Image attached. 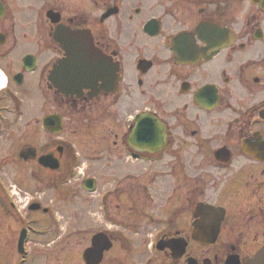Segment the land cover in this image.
Wrapping results in <instances>:
<instances>
[{
    "label": "flooded vegetation",
    "instance_id": "obj_1",
    "mask_svg": "<svg viewBox=\"0 0 264 264\" xmlns=\"http://www.w3.org/2000/svg\"><path fill=\"white\" fill-rule=\"evenodd\" d=\"M260 14L252 0H0V169L20 160L24 146L38 156L55 151L61 169H42L58 192L70 178L72 147L99 165L88 176L100 178V191L88 192L99 204L88 210L98 209L104 227L88 241L105 233L112 242L102 264H248L264 249ZM59 30L90 32L116 84L98 82L80 97L54 87L50 73L67 56ZM53 115L63 118L66 136L62 143L54 135L45 148ZM249 145L260 154L246 153ZM29 206L26 248L34 253L29 242L53 236L54 216L35 211L50 215L46 230H36ZM17 210L0 201L12 217L0 234V264H9L27 228Z\"/></svg>",
    "mask_w": 264,
    "mask_h": 264
},
{
    "label": "rangeland",
    "instance_id": "obj_2",
    "mask_svg": "<svg viewBox=\"0 0 264 264\" xmlns=\"http://www.w3.org/2000/svg\"><path fill=\"white\" fill-rule=\"evenodd\" d=\"M73 1L78 3V1L80 0H73ZM93 10L95 9L93 8ZM252 12L253 14H258L259 16L262 15L260 14L261 10L253 3H252ZM237 17H240L241 21H243V13L238 14ZM36 103L37 100H34V102H31L30 104L36 106ZM53 138L54 137L52 135L45 133L41 143H43V146L45 148L48 145L51 146L52 145L51 142ZM92 143H95L93 139H92ZM97 154L99 153L97 152ZM79 163L80 162H77V165H79ZM6 165L7 166L5 168L0 169L1 170L0 173L3 174V177H5L6 182L8 184L10 185L17 184L16 186L17 191L19 192L20 197H23V201L19 202L20 206L22 207L21 212L23 213V215L24 213L27 212L26 202L28 201V198L37 197L38 194L44 197V201L46 203H50L51 205L54 206L57 203L56 204L57 206H55V209L57 210L56 213H58L56 214L57 218H55L54 216L53 224L51 225V227H49V231L51 233L54 232L53 236L51 234L50 235L51 237L49 236L48 238H46L45 241L40 240L38 236L34 237L32 239V242H29L30 246H32L34 250L38 249V252L40 254L36 251H34V253L31 252L30 255L27 257L26 259L27 262L25 264H39L41 259L40 261H38L37 258L40 257V255L41 257H43V259H49L48 263L50 262V264L52 262L50 261V257L54 260L57 257L58 259H56V261L59 264H85L83 259V253L89 246V241H88L89 232H91L92 230H100L101 226L104 227V223H102L101 214L99 213L98 209L95 206L91 210H88L90 208L88 203L95 200V198L94 196L87 194V192L83 190L81 186V181L88 174H94L100 171V169L99 168L93 169V167L89 169L87 168L86 163L84 164V166L82 164L81 166L83 169H82V173L80 174V181L75 185L72 184L71 186H69L70 190L67 189L68 188L67 185H63V186L61 185V188L59 189L60 192L57 195L54 194L55 189L48 187L47 184L48 181L45 178L46 174H43V170H41L35 162H24L21 159L20 160L18 159L17 161L15 160L12 163H8ZM32 173H36V175H34L35 178L29 180L24 178V181L21 179L22 177L25 176L30 177ZM18 178H20L22 182H20ZM65 186L67 188H65ZM25 196L28 198H25ZM0 201H1V197H0ZM93 204L94 205L99 204L97 199L93 202ZM52 213L54 212L52 211ZM32 217L34 218L35 222H38L39 224L35 227L36 230H39L40 228L42 230L44 229L46 230L48 226L47 225L48 221L46 219L50 218L49 216L47 218L44 213L32 212ZM58 218L60 224V225L58 224L60 226V231L54 229L55 224L58 223L57 222ZM11 219L12 217L8 213L0 212V225L3 227V228L1 227V229L4 230V232L0 234L5 235L7 233V229H8L7 225L10 223ZM115 227L116 226H114V228ZM58 235L61 238L58 237ZM52 239H56V241L54 242ZM2 243L4 244L5 242L2 241ZM10 245L13 246L14 243H10ZM111 254L114 258V256H118L120 253L117 252L115 254L113 253ZM19 255H20V251L18 249L14 253L9 255L10 256V257L8 256L9 264H16V262L20 258Z\"/></svg>",
    "mask_w": 264,
    "mask_h": 264
},
{
    "label": "water",
    "instance_id": "obj_3",
    "mask_svg": "<svg viewBox=\"0 0 264 264\" xmlns=\"http://www.w3.org/2000/svg\"><path fill=\"white\" fill-rule=\"evenodd\" d=\"M259 1L254 0V2ZM65 43L69 57L55 67L50 77L51 81L60 87L62 91L66 93L80 92L83 88L99 79H102L107 84L115 82V75H103L101 73L103 69L105 71V68L108 69L111 65L106 63L105 58L94 49L92 38L89 35L87 37L86 34L75 33L68 36ZM53 155L46 154L40 157L38 161L45 167L56 169L59 166V162ZM25 157L28 158V156ZM24 237L25 233L20 241L21 249ZM94 245V248L87 250L84 254L89 264H98L102 260L104 251L108 250L112 244L105 237H101L100 234V236L95 237ZM249 264H264V250L259 252Z\"/></svg>",
    "mask_w": 264,
    "mask_h": 264
},
{
    "label": "bare ground",
    "instance_id": "obj_4",
    "mask_svg": "<svg viewBox=\"0 0 264 264\" xmlns=\"http://www.w3.org/2000/svg\"><path fill=\"white\" fill-rule=\"evenodd\" d=\"M109 70H111V68H109ZM4 85V82L1 84V86H3Z\"/></svg>",
    "mask_w": 264,
    "mask_h": 264
}]
</instances>
